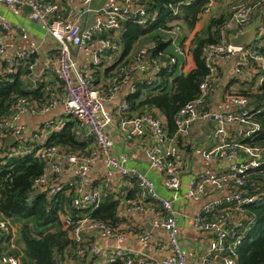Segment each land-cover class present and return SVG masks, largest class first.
Here are the masks:
<instances>
[{"label":"built area","instance_id":"built-area-1","mask_svg":"<svg viewBox=\"0 0 264 264\" xmlns=\"http://www.w3.org/2000/svg\"><path fill=\"white\" fill-rule=\"evenodd\" d=\"M91 0H79L82 6H87ZM105 4L92 9V25L82 28L78 20L68 19L73 10L69 0H0V5L15 8L26 7L31 20L39 23L45 32L56 42V54L52 58H44L42 67L55 73L63 89L64 97L56 100L48 97L40 105L30 104L23 98L18 99L10 108L8 116L0 121V144L5 139L15 137L17 147L13 154H32L41 163L42 168L32 185L42 188L50 180L58 179L63 172L61 159L67 165L77 166V172L62 185L70 194L69 206L78 211L94 208L100 201L99 189L94 185L84 186L85 174L94 157L101 158L104 165L119 178L134 182L136 194L125 199L122 212L148 213L152 208H146L150 202L158 206L163 215L159 226L166 233V241L150 239L147 234L138 236L140 241H149L156 250L163 252L160 260L146 258L115 245L107 249L96 243L98 238H110L119 243L127 234L118 227H112L104 222L95 221L88 217L79 218L69 231L72 249L67 258V264H80V260L92 257L90 264H186L179 243V229L176 224V211L167 200L157 194L153 182L132 166H126V156L121 154L113 157L110 154L111 140L105 129L116 124V130L125 139L147 136L148 142L143 148L147 168L161 176L162 186L171 191L173 199L192 200L198 203V209L192 217L195 231L208 236V254L215 264H235L237 258L236 247L239 245L243 233L253 223L252 216L246 211V205L259 199L258 194H249L245 190L246 177L264 162V147L248 145L241 139L250 138L258 129L252 122L245 109L241 107L246 99L242 96L226 95V103L230 110L211 109L204 105L206 97L217 82V63L221 59L234 57L232 74L240 79H248L258 70L264 72V57L258 52V46L248 45L234 47L228 44L225 32H235L248 27L252 23L253 10L257 3L246 0H219L225 3V14L221 28V38L218 42L207 43L202 49V59L207 75L199 83V94L196 98L182 105L173 116L174 134H185L194 122H205L212 119L216 126L210 134V143L199 151L204 162L215 161L220 164L219 170L202 169L186 177V186L179 192L180 180L183 173L184 159L180 154L174 136L168 135L165 124L160 115L142 113L128 115V104L125 96L120 99L114 110H108L104 103L111 100L123 86L127 85V93L133 91L130 73H141L140 77L150 83L153 74L162 67H174L182 70V60L187 56L188 43H181V31L178 22L171 21L160 29L167 41L168 53L158 51L150 56L147 47L140 48L131 61L121 67L111 76L109 83L102 91L98 85H93V69L99 66L102 57L109 56L113 60L120 45L115 39L98 37L104 32L116 34L126 21L143 23L145 10L137 0H104ZM188 0H185L186 3ZM216 0H207L201 15L207 16ZM88 10V9H87ZM175 12H173L174 14ZM153 12L151 19L154 17ZM258 26V25H257ZM16 28L0 21V61L1 75H12L17 68V62L27 60L33 55L35 46L29 43L25 49L17 53L6 55L3 37L11 36ZM259 29V26H258ZM257 29V32H258ZM22 39L25 34L20 33ZM91 42L97 44L92 51L86 70H77L72 57V50L85 52ZM183 45V47L181 46ZM107 54V55H106ZM27 65V63H26ZM30 66V65H29ZM261 75L255 79L259 85ZM54 104H59L65 116L72 117L79 129L78 137L89 136L93 140L94 149L88 155L66 154L60 156L53 146H42L44 140L30 141L24 127L18 122L23 114H37L48 110ZM234 126L232 134L228 133V126ZM50 130H58L57 124H46ZM34 142V143H33ZM105 175L97 177L102 181ZM59 180V179H58ZM59 182V181H58ZM61 182V181H60ZM103 185L106 186L105 180ZM122 194V193H119ZM172 199V200H173ZM0 231L9 234L12 240L15 227L6 220H0ZM203 255L197 257L194 264H204ZM0 264H23L11 254L0 253Z\"/></svg>","mask_w":264,"mask_h":264},{"label":"trees","instance_id":"trees-1","mask_svg":"<svg viewBox=\"0 0 264 264\" xmlns=\"http://www.w3.org/2000/svg\"><path fill=\"white\" fill-rule=\"evenodd\" d=\"M184 1L137 0L146 13L144 22L126 21L116 34L110 31L100 34L98 37L117 40L120 54L103 70L91 66L93 85L99 84L98 88L103 91L111 76L131 61L140 48L147 47L150 56L158 51L168 53L166 36L160 29L171 21L192 30L187 46V55L193 63L191 69L175 73L173 66L159 68L150 83L145 78L135 77V73L129 74L133 91L124 97L128 104V115H160L168 135L174 130L172 120L175 112L199 94L198 85L207 75L201 49L207 43L220 40V28L226 18V14L202 16L201 11L207 0ZM246 1L257 3L253 16L255 10L256 14H262L260 21L257 20L259 29L251 45L258 46L260 43L257 49L264 57V0ZM153 12L155 15L151 19ZM228 33L230 31L225 32L224 36ZM180 39L181 43L185 40L182 33ZM26 74L25 66H19L10 76L0 74V121L8 116L11 106L20 98L35 105L45 101L47 91L43 85L39 83L31 88ZM258 75H261L262 80L259 85H255ZM231 77L223 93L244 97L246 102L241 109H245L250 120L258 125L250 138L240 141L264 147V72L258 70L248 79H240L234 74ZM229 85L235 91L230 90ZM204 105L213 106L208 97ZM5 140L0 144V220L9 221L15 227V233L9 241V234L0 231V253L16 256L23 264H67L72 249L69 231L79 218L85 216L112 227H117L123 221L117 213V201L108 194L101 193L100 201L94 208L83 211L70 208L69 190L58 179L48 181L39 193L32 194V181L40 174L42 163L32 154L14 155L13 148L17 147V143L4 145ZM91 142L89 138L79 140L72 123L68 122L62 128L51 131L41 145L55 147L60 156L70 153L88 155L93 151V148H89ZM131 183L126 198L136 194L135 184ZM245 190L249 194H258L259 199L246 205L253 223L245 230L236 247L235 264H264V162L249 172ZM92 258L84 256L80 264H90Z\"/></svg>","mask_w":264,"mask_h":264},{"label":"crops","instance_id":"crops-1","mask_svg":"<svg viewBox=\"0 0 264 264\" xmlns=\"http://www.w3.org/2000/svg\"><path fill=\"white\" fill-rule=\"evenodd\" d=\"M69 2L73 13L71 17H68V19L72 20L76 18L82 28L92 25L94 19L93 12L91 10L100 8L105 4L104 0H91L87 6H82L79 0H69ZM225 8L224 2L216 0L208 15H223L226 11ZM261 15L258 13L256 14L255 10L252 18L254 21L253 23L258 24ZM0 21L8 22L16 28V31L11 36L3 37L5 54L7 56L25 49L29 43H32L35 46L34 53L28 61L21 60L17 62V68L19 66H25V69L27 70L26 78L27 82L30 83V87L34 88L40 83L47 91L46 98L53 97L56 100L63 98V89L55 73L42 67L44 58H52L56 54V42L54 39L45 32L44 28L39 23L30 19L28 9L26 7L15 8L13 6L0 5ZM20 33L25 34V39L21 38ZM181 33L184 38L186 37L187 41H185L188 43L192 36V30L187 29L186 32L185 30H181ZM95 49H97V44L91 42L88 50L85 52L77 53L72 50L71 53L77 70L80 71L87 69L88 62L92 56V51ZM119 54L120 52L114 54L113 61L109 58V56H103L101 61L102 63L96 68L103 70L108 67L107 65L110 66ZM233 60L234 57H230L227 59H221L217 63V82L210 94L207 96L213 104V106L210 107L211 109L219 108L223 109V111L230 110V107L226 103L225 94L227 93H223V89H227L226 85L229 84L230 78H232ZM182 63L183 67L181 71L189 70L193 66L189 55L183 58ZM1 64L2 63L0 61V69H2ZM181 71L175 70V73ZM140 74L141 73L137 72L135 77H140ZM97 85L99 86V84ZM231 87L234 89L233 86L229 85V89H231ZM128 88L129 87L127 85L123 86L122 89L115 96H113V98H111V100L104 103V107L108 110H114L120 99L127 94ZM18 120V122L24 127L25 134L30 141L38 142L40 139L46 140L51 131H55L48 129L46 124H57L60 129L68 122L72 123L76 137L79 139L78 134L80 131L75 123V120L72 117L63 115L59 104H54L48 110L41 113L33 115L23 114ZM206 122L207 120L205 122H194L189 126V129L185 134H174V130L170 133V135L174 136V142L184 159V170L180 180L179 192H182L185 189L186 177L188 174H194L202 169H220L219 163L215 161L204 162L200 158L199 151L201 148L210 143V134L214 129L210 130L206 125ZM227 128L229 130L228 133L232 134L234 126L230 125ZM105 132L107 137L112 142L109 150L111 156L119 157L121 154H124L126 156V166H132L141 173H144L148 179L153 182L157 194L167 200H171V205L176 211L175 218L179 229V243L185 258V263L194 264L197 257L203 255L206 259L204 264H213L208 254V236L195 231L192 225V217L198 209V203L192 200L173 199L171 191L166 190L162 186L161 176L147 168L143 148L148 142V137L145 135L134 137L131 140H125L116 130L115 123L106 127ZM207 132L208 135L206 134ZM85 137L92 140L89 136ZM85 137H83L82 140H86L87 138ZM199 145H201V148L194 151L193 147ZM89 148H93V150H95L93 140L89 144ZM61 165L63 166V172L58 179L61 183H64L77 172V166L67 165L63 159H61ZM102 175H105L103 180L96 181L97 177ZM104 180L106 186L103 185ZM89 185H94L99 189L100 194L111 195L113 200L117 201V213L121 215L119 218H123V221L118 223L117 227L120 231L127 234L126 238L119 243H116L110 238H98L96 239V243L101 247H106L107 249L115 247V245H119L137 255L152 258L157 261L160 260L163 252L156 250L154 248L155 245L151 244L149 241H140L138 236L144 233L147 234L150 239L158 242L166 241V233L158 224L163 215L162 210L158 206H154L150 202H147L145 206L148 209L152 208L150 212L145 214L137 212H128L123 214L122 204L125 199H129L125 197V194L127 193V190L131 188L132 183L129 180L119 178V176H117L114 172L108 170L101 158L94 157L88 167L87 173L85 174L84 186Z\"/></svg>","mask_w":264,"mask_h":264},{"label":"water","instance_id":"water-1","mask_svg":"<svg viewBox=\"0 0 264 264\" xmlns=\"http://www.w3.org/2000/svg\"><path fill=\"white\" fill-rule=\"evenodd\" d=\"M257 29L258 26L256 23H251L248 27L235 31V32H230L226 35V40L229 45L234 46V47H243V46H248L250 45L257 34ZM206 125L210 130L215 128L216 122L212 119L207 120ZM208 135V132L206 133ZM15 141V137H10L7 140H5L4 145H10L12 142ZM40 188H34L32 191V194H37L40 192Z\"/></svg>","mask_w":264,"mask_h":264},{"label":"rangeland","instance_id":"rangeland-1","mask_svg":"<svg viewBox=\"0 0 264 264\" xmlns=\"http://www.w3.org/2000/svg\"><path fill=\"white\" fill-rule=\"evenodd\" d=\"M178 24V26H179V28L181 29V30H185V32L187 31V29H186V27L184 26V25H181V23H177ZM185 40H186V37H185ZM187 41V40H186ZM230 90H234L235 91V89H232V87H231V89ZM201 148V145H199V146H194L193 147V149H194V151H196L197 149H200Z\"/></svg>","mask_w":264,"mask_h":264}]
</instances>
